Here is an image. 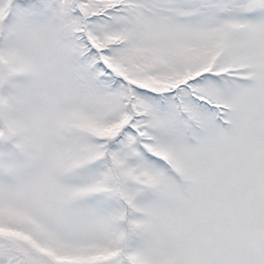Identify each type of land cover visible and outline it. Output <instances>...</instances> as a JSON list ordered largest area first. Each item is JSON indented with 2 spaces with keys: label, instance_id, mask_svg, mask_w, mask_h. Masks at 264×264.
Instances as JSON below:
<instances>
[{
  "label": "snow or ice",
  "instance_id": "1",
  "mask_svg": "<svg viewBox=\"0 0 264 264\" xmlns=\"http://www.w3.org/2000/svg\"><path fill=\"white\" fill-rule=\"evenodd\" d=\"M0 264H264V0H0Z\"/></svg>",
  "mask_w": 264,
  "mask_h": 264
}]
</instances>
